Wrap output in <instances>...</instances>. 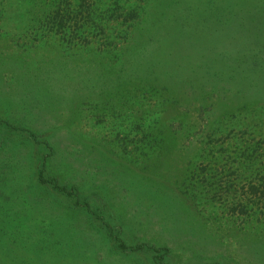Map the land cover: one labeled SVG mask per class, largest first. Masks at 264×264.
<instances>
[{
    "label": "rangeland",
    "instance_id": "374dc122",
    "mask_svg": "<svg viewBox=\"0 0 264 264\" xmlns=\"http://www.w3.org/2000/svg\"><path fill=\"white\" fill-rule=\"evenodd\" d=\"M117 239L264 264V0H0V264Z\"/></svg>",
    "mask_w": 264,
    "mask_h": 264
},
{
    "label": "trees",
    "instance_id": "16d2710c",
    "mask_svg": "<svg viewBox=\"0 0 264 264\" xmlns=\"http://www.w3.org/2000/svg\"><path fill=\"white\" fill-rule=\"evenodd\" d=\"M40 180L42 184H46V183H50L53 184V186L55 187V189L67 196L73 197L76 196V189L74 187L72 188H68V187H64L61 186L60 183L54 179L47 181L44 178V174L42 173L40 175ZM77 206H79L80 208L83 206L82 203H80V201L76 202ZM118 243H119V250L121 251H126V250H131V251H142V250H152L155 253V259L157 264H160L164 261L165 256L168 254V249L166 248H155L151 245H147L145 243L140 244V245H136L134 247H129L128 245H126L122 240L117 239Z\"/></svg>",
    "mask_w": 264,
    "mask_h": 264
}]
</instances>
